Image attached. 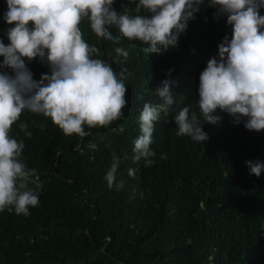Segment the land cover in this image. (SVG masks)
Returning a JSON list of instances; mask_svg holds the SVG:
<instances>
[{
    "label": "trees",
    "instance_id": "trees-1",
    "mask_svg": "<svg viewBox=\"0 0 264 264\" xmlns=\"http://www.w3.org/2000/svg\"><path fill=\"white\" fill-rule=\"evenodd\" d=\"M113 7L137 14L131 0H115ZM199 9L177 46L159 54L145 53L147 45L139 40L98 37L87 19L81 23L83 39L100 50L93 58L117 74L127 69V107L108 127H85L90 135L84 138L65 135L41 114L22 113L10 135L24 143L19 159L35 170L42 187L30 215L0 212V264H264V173L250 174L246 164L264 162V131H250L246 118L237 124L218 112L216 124H203L207 141L177 135L174 117L185 106L203 123L199 77L232 36L227 17L216 16L208 0ZM7 11V0H0L5 45L15 26L6 22ZM139 14L149 15L143 9ZM110 31L120 35L115 26ZM25 63L37 81L50 74L39 57ZM0 72L14 75L9 68ZM165 79L172 81L175 102L154 125L155 163L145 167L143 160L134 161L139 115L145 102L163 103L155 93ZM113 155L119 157L116 183L123 184L118 190L105 179Z\"/></svg>",
    "mask_w": 264,
    "mask_h": 264
},
{
    "label": "clouds",
    "instance_id": "clouds-1",
    "mask_svg": "<svg viewBox=\"0 0 264 264\" xmlns=\"http://www.w3.org/2000/svg\"><path fill=\"white\" fill-rule=\"evenodd\" d=\"M131 2L136 4V15L128 9L117 12L115 0H7L5 20L15 26L8 30V45L0 40V56L4 57L0 68H9L14 75L0 72V212L7 209L28 216L29 208L39 204V177L19 159L24 143L10 135L25 110L50 118L65 135L81 138L90 135L85 127H108L124 115L127 69L117 74L111 64L93 58L100 50L83 39L81 23L87 19L98 37L114 43H120L121 37L139 40L147 45L145 53L159 54L177 46L205 0ZM208 5L217 9L216 16L227 17L232 36L219 44V59H210L200 74L198 105L203 123L188 106L174 117L178 136L202 143L209 138L203 124H216L218 112L228 113L237 124L246 118L250 131H264V15L260 14L264 0H208ZM141 9L149 15L139 14ZM113 26L119 36H113ZM37 57L50 68V74H42L38 81L25 63ZM155 94L163 103L143 104L139 115L142 134L134 142V161L143 160L145 167L155 163L156 152L150 147L154 125L175 102L172 81L163 80ZM20 127L31 137L26 124ZM246 164L250 174L260 177L264 173V162L249 160ZM118 165L119 157L113 155L105 176L109 189L123 186L116 183ZM129 175L134 177L135 170L130 169Z\"/></svg>",
    "mask_w": 264,
    "mask_h": 264
}]
</instances>
